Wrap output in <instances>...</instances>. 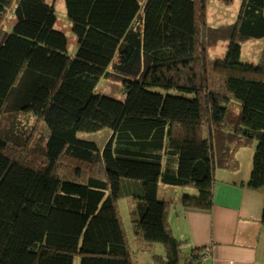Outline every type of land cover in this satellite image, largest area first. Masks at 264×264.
<instances>
[{
  "label": "trees",
  "instance_id": "1",
  "mask_svg": "<svg viewBox=\"0 0 264 264\" xmlns=\"http://www.w3.org/2000/svg\"><path fill=\"white\" fill-rule=\"evenodd\" d=\"M208 1L64 0L70 55L55 0H0V264H136L125 195L132 231L163 247L147 264H179L174 203L158 185L190 187L181 205L208 209L215 169L236 168L251 142L244 185L264 194V44L257 61L240 58L244 41L264 39V0H241L216 27ZM218 40L225 50L211 57ZM101 77L121 83L122 100L94 92ZM22 113L34 124L11 130ZM104 127L101 144L77 136Z\"/></svg>",
  "mask_w": 264,
  "mask_h": 264
},
{
  "label": "crops",
  "instance_id": "2",
  "mask_svg": "<svg viewBox=\"0 0 264 264\" xmlns=\"http://www.w3.org/2000/svg\"><path fill=\"white\" fill-rule=\"evenodd\" d=\"M247 146L250 147L247 158L242 150L245 146L235 152L236 168L215 169L210 208H185L179 200L173 202L167 219L185 256L179 264H191L194 248L201 250L192 260L193 264H264V224L261 221L264 194L244 185L249 176L254 142ZM162 185L177 188L179 193L193 191L190 187L159 184L158 197ZM159 198L173 201V198ZM131 233L130 248L143 245L148 252L146 261H134L136 264H147L153 253H163L158 242H147L132 229Z\"/></svg>",
  "mask_w": 264,
  "mask_h": 264
},
{
  "label": "rangeland",
  "instance_id": "3",
  "mask_svg": "<svg viewBox=\"0 0 264 264\" xmlns=\"http://www.w3.org/2000/svg\"><path fill=\"white\" fill-rule=\"evenodd\" d=\"M241 0H232L230 3H224L220 0H209L206 6V21L209 26L216 27L218 25L227 24L233 22L235 20L239 5ZM54 13L56 17L55 27L60 29L66 36V47L67 52L70 55H73L76 50V37L70 30V22L66 16L64 0H55L54 2ZM13 14H10V10H8L3 18L1 27L7 30H10L11 25L13 23ZM264 39L263 38H250L244 41L241 45V55L240 58L242 61L255 62L257 61L261 48L263 47ZM226 47V41L218 40L214 44L208 47V54L211 57L220 56ZM95 93H102L119 100H122L124 97V90L119 81L110 80L107 78L101 77L99 79L98 84L94 90ZM10 121L11 130H15L18 132L20 130L24 133V131L28 130L32 123L34 124L33 118L26 113L16 114L11 119L7 118ZM9 123V122H8ZM6 123V125L8 124ZM44 125V123L42 122ZM35 134L34 140L32 143H35V140H39L41 138V132L43 131V127L40 124L35 123ZM108 134V128H101L96 131H78L77 136L85 139H91L96 141L98 144L103 143L104 139ZM247 148L249 146H245L242 150H245L246 158L250 152ZM249 161V159H248ZM177 188H170L161 186L160 187V196L173 198L174 201H180V195ZM159 196V197H160ZM134 200L128 196H122L118 199V207L121 219L124 224V228L126 234L130 239L133 238V234L131 233V216L130 210L132 208ZM139 241H137L138 243ZM160 246L161 243H156ZM143 245H135L131 248V255L135 262L143 263L146 261V257L148 252L142 247ZM148 259V258H147Z\"/></svg>",
  "mask_w": 264,
  "mask_h": 264
}]
</instances>
